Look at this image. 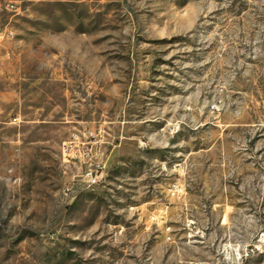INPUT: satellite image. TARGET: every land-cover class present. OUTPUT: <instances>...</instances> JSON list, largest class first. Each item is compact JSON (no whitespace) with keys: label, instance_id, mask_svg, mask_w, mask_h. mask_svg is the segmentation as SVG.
Here are the masks:
<instances>
[{"label":"rangeland","instance_id":"rangeland-1","mask_svg":"<svg viewBox=\"0 0 264 264\" xmlns=\"http://www.w3.org/2000/svg\"><path fill=\"white\" fill-rule=\"evenodd\" d=\"M0 264H264V0H0Z\"/></svg>","mask_w":264,"mask_h":264},{"label":"built area","instance_id":"built-area-1","mask_svg":"<svg viewBox=\"0 0 264 264\" xmlns=\"http://www.w3.org/2000/svg\"><path fill=\"white\" fill-rule=\"evenodd\" d=\"M83 137H86V139H88V137L86 136V134H83ZM78 139H80V137L76 134H74L72 136V140H70L67 144L64 143L63 145V156L65 158V144H66V148H72V145H74L75 141H78ZM83 146L85 143H81ZM87 150V151H85ZM82 158H88V160H91V155H90V150L88 151V149H84V151L81 154ZM87 160V163H88ZM89 167L88 169H86L82 174H80V178L81 181L83 183H86L88 186H96L99 183H101V181L104 178V166H101L100 164H95L94 167H91L92 164L88 163Z\"/></svg>","mask_w":264,"mask_h":264},{"label":"bare ground","instance_id":"bare-ground-1","mask_svg":"<svg viewBox=\"0 0 264 264\" xmlns=\"http://www.w3.org/2000/svg\"><path fill=\"white\" fill-rule=\"evenodd\" d=\"M104 179V178H103Z\"/></svg>","mask_w":264,"mask_h":264}]
</instances>
